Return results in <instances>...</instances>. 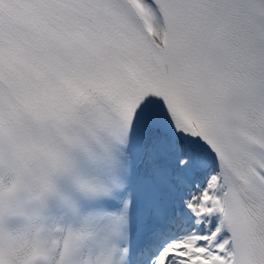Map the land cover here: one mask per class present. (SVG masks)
I'll return each mask as SVG.
<instances>
[{
	"label": "snow or ice",
	"instance_id": "snow-or-ice-1",
	"mask_svg": "<svg viewBox=\"0 0 264 264\" xmlns=\"http://www.w3.org/2000/svg\"><path fill=\"white\" fill-rule=\"evenodd\" d=\"M0 264H264V0H0Z\"/></svg>",
	"mask_w": 264,
	"mask_h": 264
}]
</instances>
